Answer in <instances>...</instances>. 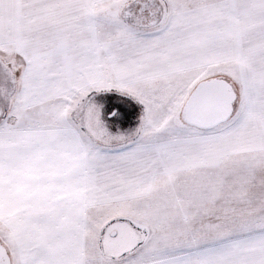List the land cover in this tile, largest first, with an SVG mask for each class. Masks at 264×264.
<instances>
[{
    "label": "snow or ice",
    "instance_id": "6c2138e0",
    "mask_svg": "<svg viewBox=\"0 0 264 264\" xmlns=\"http://www.w3.org/2000/svg\"><path fill=\"white\" fill-rule=\"evenodd\" d=\"M0 264H264V0H0Z\"/></svg>",
    "mask_w": 264,
    "mask_h": 264
}]
</instances>
